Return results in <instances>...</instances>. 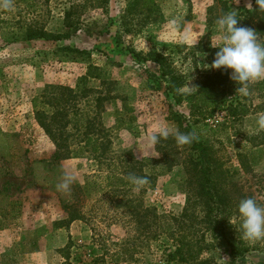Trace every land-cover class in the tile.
I'll use <instances>...</instances> for the list:
<instances>
[{"label":"rangeland","instance_id":"374dc122","mask_svg":"<svg viewBox=\"0 0 264 264\" xmlns=\"http://www.w3.org/2000/svg\"><path fill=\"white\" fill-rule=\"evenodd\" d=\"M69 1L50 0L41 16H19L14 6L5 8V0H0V264H89L104 254L101 238L107 240L111 254L113 242L135 235L127 210L119 207L120 194L112 195L105 187V163L89 154L53 160L54 146L34 121L32 100L49 86L73 87L88 63L100 67L115 82V99L105 104L102 114L103 125L110 131V150L117 156L130 152L137 160H162L150 167L156 172L152 183L132 192L140 193L145 207L178 217L186 197L192 195L182 165L185 153L175 139L170 136L156 145L148 142L161 123L178 129L170 111L183 115L193 135L212 146L233 193L255 198L264 206V131H258L256 123L264 115V83L258 85L264 79L250 83L247 95L235 92L224 103L241 102L248 110L244 117L233 118L223 107L212 117L193 123L187 98L197 91L200 78L212 70L206 67L219 50L212 44L221 41L216 22L222 16H214L208 26V8L222 1L230 10H245L251 0H110V16L100 10L81 16L82 29L68 40L25 38L31 20L47 32H62V12ZM151 3L157 10L146 16ZM125 11L129 15L122 16ZM247 25L254 29L256 22ZM185 34L187 40H183ZM257 36L264 44V34ZM61 47L88 54L79 56ZM127 49L167 57L181 76L178 92L187 95L182 102L174 103L165 92L167 82L159 78L154 64L135 59ZM150 168L143 167V172L150 175ZM65 169L77 176L67 192L57 189ZM65 206L78 210L83 219L59 228L58 222L69 212ZM234 233L230 241L237 245L239 229ZM243 241L255 249L239 262L264 264V239ZM170 245L165 235L149 243L139 241L134 254L137 261L127 264H166L163 253L172 249ZM207 256L215 264H229L231 259L224 242Z\"/></svg>","mask_w":264,"mask_h":264},{"label":"trees","instance_id":"16d2710c","mask_svg":"<svg viewBox=\"0 0 264 264\" xmlns=\"http://www.w3.org/2000/svg\"><path fill=\"white\" fill-rule=\"evenodd\" d=\"M49 1L5 0V4L9 7L14 6L19 16H41L42 12L50 7ZM109 5L110 0H70L63 8L62 32L58 34L47 32L31 20L26 27L25 38L28 41L68 40L82 29L81 16H89V12L98 10L105 16H110ZM255 9V0H251L249 9L237 10V17L240 20L238 24L243 23L244 27H249L247 23L256 22L255 31L264 34V12ZM154 10H157V7L151 3L145 10L146 16H151ZM216 11L218 13L214 14ZM230 11L233 10L222 1L209 7L208 26L216 19L214 16H223ZM126 15H129V11H125L122 16ZM120 42V38H117L116 43ZM60 50L79 56L88 54L85 50L70 47H61ZM126 51L135 59L150 62L157 67L159 78L167 82L165 92L172 95L174 103L180 104L182 97L187 96L179 94L181 76L177 74L167 57L155 51L145 55L132 49ZM229 72L230 70L212 69L200 78L197 91L187 96L189 118L193 123L212 117L223 107L233 118L247 115V108L238 100H232L227 106L224 104L228 97L235 94L237 88L235 82L229 78ZM91 83L96 85L91 86ZM114 83L107 72L88 63L85 74L76 79L73 87L49 86L31 102L34 121L54 146L53 160H66L89 154L99 163H105L106 171L103 176L105 187L112 195L120 194L119 207L127 210L134 226L135 235L113 242L111 254L107 250V240L101 238L100 249H103L104 254L94 258L89 264L133 263L137 261L134 257L138 248L137 242L156 241L161 235H165L172 246V249H164L163 258L166 264H215L212 257L205 255L215 250L220 242L229 247L231 255L229 264H241L238 259L255 249L241 238L237 245L230 241L235 239L234 230L239 229L237 206L245 197L233 193L234 190L230 189L231 181L222 170L212 146L200 141L195 135L191 144L180 146L185 153L182 165L189 175L188 184L192 195L186 197L185 208L178 217L159 214L156 208L143 205L139 192L137 196L132 194L137 185L130 181V177H144L151 184L156 172L150 167L162 160H137L130 152H122L117 156L110 150V131L103 125L102 114L106 112L105 104L115 99L112 96ZM263 83L264 81L259 83V87ZM169 117L181 133H192L189 121L183 115L170 111ZM118 122L119 120L115 129L118 128ZM143 167L150 168V175L143 172ZM197 207L199 209L195 213L193 210ZM65 208L69 212L65 219L58 222L59 228H66L68 224L83 219V214L78 210H70L67 206ZM197 226L200 230H196Z\"/></svg>","mask_w":264,"mask_h":264},{"label":"clouds","instance_id":"9594fccd","mask_svg":"<svg viewBox=\"0 0 264 264\" xmlns=\"http://www.w3.org/2000/svg\"><path fill=\"white\" fill-rule=\"evenodd\" d=\"M255 4V10L264 12V0H255ZM4 6L9 7L8 4ZM239 21L235 10L217 20L222 37L219 44H212V47L219 50L215 53L211 65H207L206 68L231 70L229 78L237 85L236 93L247 95L250 83L264 79V44L260 43L254 29L238 27ZM187 39L188 36L185 34L183 40ZM256 123L257 130L264 131V115H260ZM170 136L175 139L178 146L191 144L195 139L192 133H181L167 123H161L148 137V142L156 145ZM76 179L77 176L73 171L63 170L57 189L67 192ZM130 181L137 186L147 183L144 177L132 176ZM237 217L240 222L241 239L250 243L264 239V206L258 204L255 198L249 197L239 202Z\"/></svg>","mask_w":264,"mask_h":264}]
</instances>
